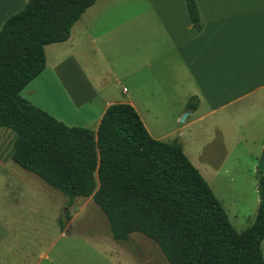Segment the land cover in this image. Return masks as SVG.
I'll list each match as a JSON object with an SVG mask.
<instances>
[{"label":"crops","instance_id":"crops-1","mask_svg":"<svg viewBox=\"0 0 264 264\" xmlns=\"http://www.w3.org/2000/svg\"><path fill=\"white\" fill-rule=\"evenodd\" d=\"M26 3L0 0V29ZM195 4L200 30L185 0H97L67 41L44 47L45 68L21 96L68 127L93 131L109 106L129 104L151 137V111L160 120L167 105L181 145L187 126L200 129L192 140L206 146L213 143L211 128L223 138L221 126L235 136L243 127L264 126V0ZM191 98L197 105L187 110ZM10 153L0 152V264H79L73 251L57 247L69 233L60 213L48 232L26 195L29 188L51 197L58 191L11 165Z\"/></svg>","mask_w":264,"mask_h":264},{"label":"trees","instance_id":"trees-1","mask_svg":"<svg viewBox=\"0 0 264 264\" xmlns=\"http://www.w3.org/2000/svg\"><path fill=\"white\" fill-rule=\"evenodd\" d=\"M97 0H27L0 29V129L14 134L11 159L69 204L91 198L112 238L138 233L169 264H264V178L253 224L238 232L178 140L150 136L129 104L109 106L95 131L68 127L21 96L45 68L44 47L68 40ZM200 30L195 0H185ZM191 98L187 110H194Z\"/></svg>","mask_w":264,"mask_h":264},{"label":"rangeland","instance_id":"rangeland-1","mask_svg":"<svg viewBox=\"0 0 264 264\" xmlns=\"http://www.w3.org/2000/svg\"><path fill=\"white\" fill-rule=\"evenodd\" d=\"M159 113L160 120L152 110L155 121L146 123L152 137L163 142L178 140V135L171 133L174 130L171 127V110L166 105V110ZM157 120L162 125L155 126ZM210 130L214 137L209 141L213 143L206 146L192 140L191 135L200 131L198 127L184 128L183 152L221 203L232 226L238 232H244L255 220L259 203V179L262 176L264 178V172L256 170L264 148V126L243 127L236 136L231 133V129L221 126L219 130L223 138L216 135L215 128ZM13 138L12 132L0 130L1 153L11 151ZM206 139L205 136L204 141ZM212 149H217L218 153L210 152ZM11 163L24 171L14 162ZM26 192L30 204L38 207L37 217L48 232H52V217L60 213L63 227L69 233L57 247H62L65 253L73 251L76 255L74 259L79 260V264H169L158 246L141 234L133 233L127 241L114 240L105 215L91 198L78 197L69 204L60 192H57V197L35 188H29ZM0 200H4L1 193ZM262 252L264 256V242Z\"/></svg>","mask_w":264,"mask_h":264},{"label":"water","instance_id":"water-1","mask_svg":"<svg viewBox=\"0 0 264 264\" xmlns=\"http://www.w3.org/2000/svg\"><path fill=\"white\" fill-rule=\"evenodd\" d=\"M185 116L186 115H184V117L182 118V121L184 120ZM256 170L259 172H264V148H263L262 154L258 160Z\"/></svg>","mask_w":264,"mask_h":264},{"label":"built area","instance_id":"built-area-1","mask_svg":"<svg viewBox=\"0 0 264 264\" xmlns=\"http://www.w3.org/2000/svg\"><path fill=\"white\" fill-rule=\"evenodd\" d=\"M123 91H125V89Z\"/></svg>","mask_w":264,"mask_h":264}]
</instances>
